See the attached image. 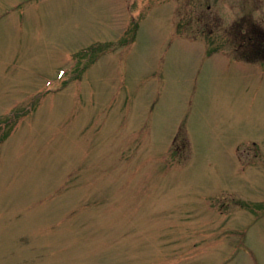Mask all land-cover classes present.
<instances>
[{"label":"rangeland","instance_id":"obj_1","mask_svg":"<svg viewBox=\"0 0 264 264\" xmlns=\"http://www.w3.org/2000/svg\"><path fill=\"white\" fill-rule=\"evenodd\" d=\"M175 3L0 0V264H264V0Z\"/></svg>","mask_w":264,"mask_h":264},{"label":"trees","instance_id":"obj_2","mask_svg":"<svg viewBox=\"0 0 264 264\" xmlns=\"http://www.w3.org/2000/svg\"><path fill=\"white\" fill-rule=\"evenodd\" d=\"M237 50H245L241 53H249L252 57H257V59H264V30L258 25H253V30L244 28L241 26L238 28V38H237ZM250 48V49H249ZM246 49H249L246 51ZM248 56V55H245Z\"/></svg>","mask_w":264,"mask_h":264},{"label":"flooded vegetation","instance_id":"obj_3","mask_svg":"<svg viewBox=\"0 0 264 264\" xmlns=\"http://www.w3.org/2000/svg\"><path fill=\"white\" fill-rule=\"evenodd\" d=\"M174 9H175V12H176V11H177V0H176L175 8H174ZM208 9H210V4H209V6H208ZM205 12H206V11L203 10L202 14L205 15ZM176 13H177V12H176ZM203 15H202V16H203ZM202 18H203V17H202ZM202 18L199 17L198 19H202ZM202 20H204V18H203Z\"/></svg>","mask_w":264,"mask_h":264}]
</instances>
